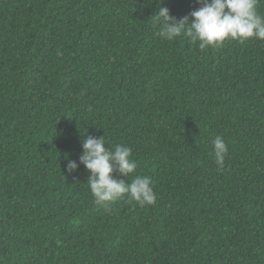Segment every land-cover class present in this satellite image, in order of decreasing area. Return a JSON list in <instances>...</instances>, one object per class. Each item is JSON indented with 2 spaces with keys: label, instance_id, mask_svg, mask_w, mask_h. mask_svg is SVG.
<instances>
[{
  "label": "trees",
  "instance_id": "trees-1",
  "mask_svg": "<svg viewBox=\"0 0 264 264\" xmlns=\"http://www.w3.org/2000/svg\"><path fill=\"white\" fill-rule=\"evenodd\" d=\"M160 6L202 4L0 0V264H264V40L168 41ZM86 136L130 148L114 175L155 204L97 205Z\"/></svg>",
  "mask_w": 264,
  "mask_h": 264
},
{
  "label": "clouds",
  "instance_id": "clouds-1",
  "mask_svg": "<svg viewBox=\"0 0 264 264\" xmlns=\"http://www.w3.org/2000/svg\"><path fill=\"white\" fill-rule=\"evenodd\" d=\"M202 4L188 16L177 19L170 15V10L160 6L154 15L158 26V36L173 41L185 36L192 42L199 43L201 50L206 47H219L226 40L239 41L264 40V15L259 14L260 0H197ZM104 136L95 138L86 136L82 139L83 152L79 163L83 164L90 175L87 183L97 205L114 203L125 196L139 206L153 205L156 194L152 180L146 176H136L130 183L117 179L114 173L129 177L136 170V162L131 158L132 150L116 145L114 151L105 149ZM213 154L218 166L223 167L228 153V145L222 136L212 141ZM78 163L69 160L67 169L74 172Z\"/></svg>",
  "mask_w": 264,
  "mask_h": 264
}]
</instances>
